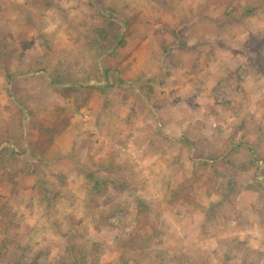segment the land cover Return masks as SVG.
<instances>
[{
	"label": "rangeland",
	"instance_id": "1",
	"mask_svg": "<svg viewBox=\"0 0 264 264\" xmlns=\"http://www.w3.org/2000/svg\"><path fill=\"white\" fill-rule=\"evenodd\" d=\"M51 1L0 0V209L10 204L17 213V236L30 252L26 263L264 264V0H216L223 24L206 32L199 21L202 3L192 0L186 21L196 17L198 29L211 33L208 40L220 36L224 44L198 39L197 50H187L188 62L178 60L188 68V76L180 78V86L171 84V93L158 100L168 104L163 117L146 116L145 110L138 125L134 116L142 109L137 107L124 117L119 131L113 123L94 128L96 137L87 143L93 147L83 158L42 159L36 153H43L64 127L56 119L55 112L61 111L54 106L42 111L15 106L9 83L39 68L50 81L60 80L55 71L49 73L50 62H25L20 55L37 35L46 39L45 22L75 19L56 8L46 13L34 9L42 5L49 10ZM128 17L130 22L137 18ZM34 22L37 27L32 28ZM76 31L68 28L64 33L75 42ZM133 31L123 28L121 46ZM235 38L244 58L230 54ZM207 54L208 59L220 57V67L211 59L207 68L224 74L223 65L230 63L232 72L198 76L195 57ZM192 74L196 76L190 78ZM119 75L114 72L102 85L111 89L118 81L119 87ZM167 78L155 82L138 77L126 85L137 92L142 87L145 101L139 104H148L155 88L167 85ZM101 81L82 79L94 85ZM188 81L194 85L191 92L184 89ZM38 112L48 114V123L40 121ZM26 128L38 139L27 157L20 156L25 152L19 144ZM48 160H63L69 171L79 165L80 172L52 171ZM91 174L103 184L101 189L92 190ZM231 180L235 188L226 192ZM5 236L0 230V243ZM129 244L135 248L127 250ZM138 247L142 251H136Z\"/></svg>",
	"mask_w": 264,
	"mask_h": 264
},
{
	"label": "crops",
	"instance_id": "2",
	"mask_svg": "<svg viewBox=\"0 0 264 264\" xmlns=\"http://www.w3.org/2000/svg\"><path fill=\"white\" fill-rule=\"evenodd\" d=\"M189 1L55 0L54 2L52 0L51 2L54 5L49 10L42 8V5L34 7L35 10L44 13L56 8L58 12L68 13L70 18H75L65 22L66 24H63L62 20L45 22V25L42 24V26L44 27L43 33H47L44 37L46 39L38 38L37 35L31 42L28 41V45L20 53L22 60H25V62H36L39 65L42 63L47 65L50 62L49 67H47L49 73L55 71L56 76L60 78L59 81H50L45 76L43 69L39 68L36 73H33L34 75L32 73L19 74L9 83V89L13 95L12 101L15 102V106L21 107L20 105H23L35 111L36 108H39L37 110L40 111L41 108L54 106L55 109L61 111L55 112L57 113L56 119L58 118V121H61L64 125L61 133L54 138L53 143H50V146L43 153L37 152V157L42 159L51 157L83 158L87 155L84 151H88L93 147L88 146L87 143L90 138L95 139L96 137L94 128L99 127L101 130L103 127L108 128L110 123H113L116 131H119L124 128V117L131 111H135L137 107L142 109L140 111L138 108V112L134 116L135 123L138 125L143 124L144 119H141L139 115L144 113L145 110L144 114L146 116L150 114L151 116L163 117L161 111L167 102L164 105L158 100L165 92L171 93V84L180 86V78L188 76V68L178 64V60L183 59L188 62V56L190 55L187 53L190 51L187 50L195 52L198 39H203L206 44L215 46H220L221 43L224 44V41L221 40L222 37L219 36L218 40H212V38L208 40L206 37L211 33H205L208 30L207 28L216 31L220 28V24H223V20L219 17L221 12L219 2L216 5V0H198L201 1L203 9L199 19V21L202 20L200 28L205 31L203 32L196 25V21H198L196 17L186 21V11H192L191 7H194L190 6L193 3H191L192 0ZM211 3L215 4L213 8H210ZM133 14L137 18L130 22L128 15ZM207 15L210 16V19ZM120 16L122 19H119ZM211 19L214 22H211ZM34 25L37 27V22H34L32 28L35 27ZM127 26L135 31L128 33V37L123 40L124 45L121 46L122 31ZM187 26H190L192 30L186 34ZM68 28L77 30L78 33H73V36H76L75 42L77 43L64 33L65 29ZM162 29L166 31L163 32ZM194 29H198V31ZM237 43V38H235L234 47L230 49V54L237 53L234 57L241 55L236 50ZM195 55H197V52ZM210 55L214 56L215 53ZM198 56L199 58L195 57V59L200 64L198 68V76L200 77L203 76L202 73H209L211 77L228 76L233 70L232 64L229 63L223 65L224 70L222 72L224 74L219 73L217 70L215 72L211 67L207 68L206 61L212 59L213 64L220 67V64H218L220 57L216 56L208 59V54L205 58ZM241 56L242 58L245 57L243 54ZM231 60H233V56ZM169 66L171 67L169 68ZM113 69L114 72L120 73L118 77L120 79L119 87L117 81V87L106 89L102 83L104 84L106 80L110 79L111 75H114ZM226 71L229 73L225 74ZM196 74L189 75V77H195ZM162 76L168 77V83L165 87L158 86L155 88L154 96L148 104H145V102L139 104L145 101L143 98L145 92H143L142 87H139L141 91L137 92L134 88L131 89L130 86L126 85V83L135 82L138 77H144V81L154 80L157 82L158 78ZM83 77H98V80L102 81L94 85L92 82H82ZM187 83V85H184V89L194 87L191 81ZM224 84L227 83L224 82ZM202 87L204 88V85ZM191 89L188 91L191 92ZM52 93L54 95H50ZM64 93L67 94L64 96ZM180 102L182 107L186 105L183 97ZM38 113L40 121H45L44 116H48V114ZM63 119L66 120L63 121ZM169 119L167 117V120ZM26 129V134H23L19 144L25 152L20 156L27 157L31 154V144L38 139L34 130ZM91 131L92 136L94 134L93 137L89 136ZM34 151L36 150L34 149ZM91 154L94 153L91 151ZM58 161L48 160L49 164H52V171L57 169L58 172L64 173L80 172L79 165H75L69 171L62 166L61 162L63 163V160ZM39 162L43 164V161L40 160ZM60 165L61 169L59 168Z\"/></svg>",
	"mask_w": 264,
	"mask_h": 264
},
{
	"label": "trees",
	"instance_id": "3",
	"mask_svg": "<svg viewBox=\"0 0 264 264\" xmlns=\"http://www.w3.org/2000/svg\"><path fill=\"white\" fill-rule=\"evenodd\" d=\"M90 177L94 180L92 190L101 189L103 184L96 178V175L91 174ZM232 180L228 184V189H225L226 192L231 187H233V189L235 188V183ZM140 203L142 204L141 208L146 210L145 203ZM16 218L17 213L14 211L12 205L6 204L0 209V230L4 235H6L5 239L0 243V264H27L25 260L30 252L28 245L23 246L19 240V237L17 236L19 224L17 223ZM15 231L16 233L14 235ZM134 244L140 245L139 242H135ZM133 247V244H129V249L127 250H130ZM136 251L142 250L140 247H138L136 248ZM85 263L86 262H84V264Z\"/></svg>",
	"mask_w": 264,
	"mask_h": 264
}]
</instances>
